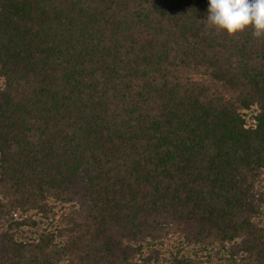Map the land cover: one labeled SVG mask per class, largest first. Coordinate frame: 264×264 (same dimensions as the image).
I'll return each instance as SVG.
<instances>
[{"label":"trees","instance_id":"obj_1","mask_svg":"<svg viewBox=\"0 0 264 264\" xmlns=\"http://www.w3.org/2000/svg\"><path fill=\"white\" fill-rule=\"evenodd\" d=\"M208 0H0V264H264V37Z\"/></svg>","mask_w":264,"mask_h":264},{"label":"clouds","instance_id":"obj_2","mask_svg":"<svg viewBox=\"0 0 264 264\" xmlns=\"http://www.w3.org/2000/svg\"><path fill=\"white\" fill-rule=\"evenodd\" d=\"M206 26L234 37L252 30L254 38L264 37V0H208Z\"/></svg>","mask_w":264,"mask_h":264}]
</instances>
